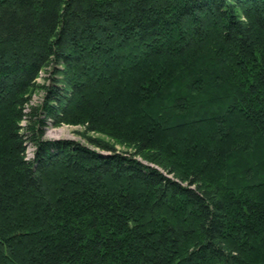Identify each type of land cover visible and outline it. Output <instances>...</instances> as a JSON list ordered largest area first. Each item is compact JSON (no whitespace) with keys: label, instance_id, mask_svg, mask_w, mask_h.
Returning a JSON list of instances; mask_svg holds the SVG:
<instances>
[{"label":"trees","instance_id":"trees-1","mask_svg":"<svg viewBox=\"0 0 264 264\" xmlns=\"http://www.w3.org/2000/svg\"><path fill=\"white\" fill-rule=\"evenodd\" d=\"M0 264H264V0H0Z\"/></svg>","mask_w":264,"mask_h":264},{"label":"rangeland","instance_id":"rangeland-1","mask_svg":"<svg viewBox=\"0 0 264 264\" xmlns=\"http://www.w3.org/2000/svg\"><path fill=\"white\" fill-rule=\"evenodd\" d=\"M44 75H46L43 71H40L38 73V76L35 79V83L38 82V84L40 83H47L48 79L44 80L43 77ZM43 98V92L41 91V89H34L31 93H30V97L29 100L27 102V104L23 105V109H22V113L24 114H29L30 109L29 106H36L39 105L41 100ZM27 120L26 118H22L19 121V125L21 126L22 129H20L21 133L26 132V130H24V124H26ZM43 128V135L42 138L45 140H57V139H65V140H72L75 142H78L80 144H83L85 146H90L87 143L86 137L90 136V137H96V138H101L111 144H113L114 148L116 150H131L130 147H125L123 145H119L117 144L112 138L101 134V133H93V132H89L86 133L85 129L83 126H81L80 124H66V123H61L59 125H52L51 122H49L48 120H46V124L44 126H42ZM25 145V149L28 148L27 150L32 151L33 152V144L30 141H26L24 142ZM95 147V146H93ZM95 149H98L95 147ZM100 152H105L104 150H99Z\"/></svg>","mask_w":264,"mask_h":264},{"label":"built area","instance_id":"built-area-1","mask_svg":"<svg viewBox=\"0 0 264 264\" xmlns=\"http://www.w3.org/2000/svg\"><path fill=\"white\" fill-rule=\"evenodd\" d=\"M27 149H28V148H26V149L24 150V158L29 159V158L32 157L33 152H32V151H29V150H27Z\"/></svg>","mask_w":264,"mask_h":264}]
</instances>
